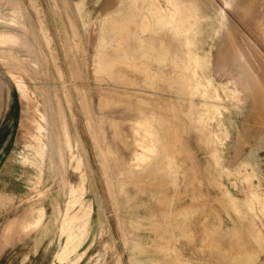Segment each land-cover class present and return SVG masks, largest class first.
<instances>
[{"label":"rangeland","instance_id":"rangeland-1","mask_svg":"<svg viewBox=\"0 0 264 264\" xmlns=\"http://www.w3.org/2000/svg\"><path fill=\"white\" fill-rule=\"evenodd\" d=\"M178 1L0 0V264H264V0Z\"/></svg>","mask_w":264,"mask_h":264},{"label":"bare ground","instance_id":"bare-ground-1","mask_svg":"<svg viewBox=\"0 0 264 264\" xmlns=\"http://www.w3.org/2000/svg\"><path fill=\"white\" fill-rule=\"evenodd\" d=\"M162 1L165 3L166 8L155 7L153 10H151V14H152L154 20L158 24H160L161 26H169V25H173L176 21H182V15H181V12H180V2L178 0H162ZM7 26H8V23H7ZM148 28H149L148 27V20H147L146 17H144L143 21H142V32L147 31ZM22 41L19 39V37L16 34H13V33L7 32V31H0V46H4V45H7V44H12V43L13 44H15V43L22 44ZM24 45H27V44H24ZM25 49H27V48H25ZM28 49H29V47H28ZM28 52H29V50H28ZM8 57L11 59V61L14 59L12 53ZM204 61H205V59L199 57L196 54H192L189 57V62L188 63H186V62L182 63L181 67H183L185 69L192 68L191 67L192 65L194 67H198ZM242 74H244V73L242 72ZM11 76H12L16 86L22 92H24L26 94L27 90H26L25 83L22 80L17 79L14 74H12ZM244 86H245V88H248L247 82L245 83ZM37 128L39 130L42 129V127L40 125ZM37 139H39V138H37ZM137 145L140 148H143V149L145 148L141 143H138ZM34 146L36 147V145H34ZM35 149H36L35 154L38 157L43 159L44 155H45L46 145L45 144H41V145L39 144ZM146 150H148V152L151 153V152L154 151V148H146ZM136 158L139 159V161H141L140 159H142V160L145 159V157L142 154V152H141V154H138L136 156ZM79 164H80V160L77 161V165H79ZM83 178L84 177H81L80 184H79V186L77 185L78 187L77 186L74 187L75 185L74 186H70L69 191H70V194L72 195V197H74L73 201H80L79 198L77 197V194L83 190V184H84L83 183V180H84ZM78 190H80V191H78ZM78 196H80V195H78ZM253 196H255V198L258 199L259 201H263L264 202V198H262L260 196H257L255 194ZM71 204H72V202H71ZM68 207H69V205H68ZM69 208H68V210H69ZM68 212H70V211H68ZM90 214H91V208L90 207L85 208L82 205H80L79 209L76 212L72 213V215L68 214L67 212L65 213L64 219H65V227H66V230H67L66 231L67 234H66L65 243H64V245H63V247H62V249H61V251H60V253L58 255L59 259H63L66 256H68V254L70 255V253L74 252L77 249V246L80 244L82 238H85L84 235L87 232V227H88ZM39 218H38V220H39Z\"/></svg>","mask_w":264,"mask_h":264}]
</instances>
